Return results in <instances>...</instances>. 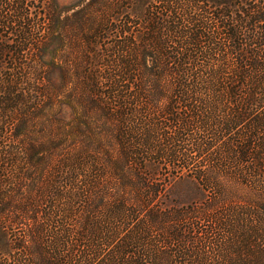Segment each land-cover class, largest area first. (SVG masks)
Masks as SVG:
<instances>
[{"label": "rangeland", "instance_id": "374dc122", "mask_svg": "<svg viewBox=\"0 0 264 264\" xmlns=\"http://www.w3.org/2000/svg\"><path fill=\"white\" fill-rule=\"evenodd\" d=\"M251 1H50V66L20 40L24 57L6 66L16 86L6 109H17L15 121L0 118V220L25 249L14 246L0 264L76 253L83 264H264V124L253 123L264 105L225 133L223 118L251 105L206 91L154 100L145 68L154 47L184 52L191 74L211 68L228 43L224 22ZM32 2L25 13L37 39L40 0Z\"/></svg>", "mask_w": 264, "mask_h": 264}, {"label": "trees", "instance_id": "16d2710c", "mask_svg": "<svg viewBox=\"0 0 264 264\" xmlns=\"http://www.w3.org/2000/svg\"><path fill=\"white\" fill-rule=\"evenodd\" d=\"M32 1L35 0H0V118L7 116V118H11L14 121L16 119L17 106L16 108L13 106L12 110H7L6 108L8 107L6 105L12 101L16 102V98H13L16 95L14 92L16 86L13 81L8 80L10 74L6 73V66L9 60L17 62V60L24 57L22 47L19 44H15L14 41L20 40L23 45L29 42L35 43L34 45L38 47L35 61L43 62L45 66H50V62L46 60V55L49 54L48 48L53 35V32L48 29L53 17L50 6L51 0H40L37 4L39 5L36 7L37 27L40 28L39 30L43 29L41 33L43 36L37 39L36 36H33V28H35L37 22H35L33 17L30 18L29 13H25V11H28L26 7H28L30 2L33 3ZM233 1L235 5L237 0ZM254 1L252 0V4H249V6L243 5V11L233 14L231 24H229V20L224 22L221 30L227 38V46L225 48H216L214 52L218 54L217 59L214 60L211 68L205 66L204 72L201 74H191V71L196 69L194 68L195 61L183 57L185 55L184 52H181V56L172 57L167 47L162 49L165 52H160L155 47L152 48L151 63L148 67L145 62V68L148 71L147 81L153 99L155 100V97H163L167 92H170L169 90L175 94L176 98L199 95L206 91L225 97L224 101L227 103L251 105L250 107H234V111L239 110L240 114L232 120L223 118L225 121V123L223 122V127H226L223 132L225 133L232 132L229 130H232L239 122L247 118L242 113L253 111L260 108V105H264V5ZM9 8L13 9V13H15L16 17L18 16L19 20H23L22 29L18 30L15 28L13 18H10L7 13ZM200 29L206 31L204 26ZM177 32H179L180 36H183V29H178ZM200 34L202 33L197 32L193 36L199 37ZM177 51H181V48H178ZM185 102L189 103L191 101ZM175 104H177V100L170 104V107L167 108L168 111H175ZM109 112L105 114L107 121H109ZM178 115L176 116L172 113L171 116L174 120L185 124L192 119V116L182 118ZM136 117L134 113V119ZM253 123L262 125L264 124V118L255 117ZM108 129L112 131L113 127L108 126ZM146 133L148 132H143V136ZM234 135L244 140L255 139L253 134L247 135V138L240 136V134ZM121 138L123 139V135ZM196 146L199 149L208 147L207 144L201 143L196 144ZM151 168L153 167L148 170L150 179L156 180L157 174L155 171L157 170ZM2 211L0 212V217L3 214ZM112 233H116V230H113ZM131 234L132 230H129L126 238H129ZM19 244L21 247H17V249L24 250L25 246H22V240L13 241L9 236L7 226L0 220V256H10L14 252V246ZM71 255L65 256L64 259L60 257L49 259L48 264H83L82 260L78 261L80 259L78 255L80 254L76 253L74 255L76 259Z\"/></svg>", "mask_w": 264, "mask_h": 264}]
</instances>
